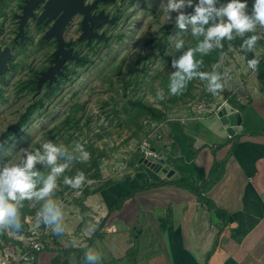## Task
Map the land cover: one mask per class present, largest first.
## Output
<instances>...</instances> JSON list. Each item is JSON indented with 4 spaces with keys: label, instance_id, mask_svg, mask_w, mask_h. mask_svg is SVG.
<instances>
[{
    "label": "crops",
    "instance_id": "1",
    "mask_svg": "<svg viewBox=\"0 0 264 264\" xmlns=\"http://www.w3.org/2000/svg\"><path fill=\"white\" fill-rule=\"evenodd\" d=\"M253 54L264 58V48L254 50ZM236 60L242 62L243 57L237 56ZM259 63L256 72L247 63L235 64L233 69L225 71L222 94L212 96L214 103L210 108L223 103L226 92L236 101L232 106L241 114V131L228 136L215 114L195 112L199 101L190 107L187 103L174 108L165 122V141L157 149L167 154L173 176L158 174V179L143 180L133 173L126 177L128 182L125 178L87 196L83 200L87 211L82 214L77 205L63 204V234L53 232L45 240L51 228L46 226L42 233L38 229L46 247L31 264H85L81 261L85 253L77 250L91 244L100 228L101 234L91 247L100 254L98 264H127L126 253L137 243L140 245L138 264H205L209 253L212 255L207 264H264V61ZM200 98L206 97L199 94L197 99ZM240 105L245 106L242 111ZM198 115L204 119L186 121ZM215 159L226 161L225 172L207 195L231 216L225 227L218 220L213 221V213L190 190L170 184L137 190L121 210L109 215L118 197L162 179L183 178L202 185ZM169 212L172 223L163 231L159 219ZM140 226L154 234L148 239H157L156 251H149L147 244L141 246ZM45 232L48 233L43 235ZM119 233H125L126 240ZM7 234L12 237L11 242L17 241L15 235Z\"/></svg>",
    "mask_w": 264,
    "mask_h": 264
},
{
    "label": "rangeland",
    "instance_id": "2",
    "mask_svg": "<svg viewBox=\"0 0 264 264\" xmlns=\"http://www.w3.org/2000/svg\"><path fill=\"white\" fill-rule=\"evenodd\" d=\"M226 2L227 0H217L216 6L219 7ZM161 3L162 0L139 1L135 11H131L133 15L129 20L122 21L113 30L111 40L96 43L95 48L89 51L91 57L89 61L85 65H75L72 75L55 86L50 94H46V91L36 93L34 89H25L21 87L25 77L9 75L8 82L0 90V168L10 161H15L21 149L38 148L43 140L63 142L70 148L76 143L82 144L90 153V160L93 157H100L104 152L101 165L94 167L91 172H84L91 167L89 161L72 162L64 176L71 177L82 171L86 181L80 189L69 187L60 193L66 185L63 180H58L57 194L54 198L61 205L70 203L77 205L74 199L81 196V190L85 187L94 189L108 180L119 182L133 173L143 180L146 177L159 178L157 173L144 164L139 167L134 158L139 144L146 138L150 137L151 145L154 143L157 147L165 141V122L153 128L146 123L145 118L137 121L135 117L130 118L125 110L118 114L114 112L127 106L131 98H141L148 104L165 108L164 104L155 99L158 90L162 89L163 93H166L162 88V74L165 73L167 60H161L159 49L164 46L163 52L168 57L169 49L166 44L172 45L191 31L190 28L181 30L175 25L176 13L171 14L172 21L165 20ZM247 3L250 12L253 0H247ZM163 35L165 40L160 45L159 37ZM261 41L262 44H258L255 50L264 48V40ZM230 52L216 64L219 65L216 70L222 75L225 71L233 69L235 64L247 63L245 53H241L239 47H231ZM237 56H242L244 62L238 63ZM244 71L248 69L244 68ZM203 88H206V82L199 83L194 91L200 94ZM39 101L41 104L37 105ZM104 101H108V107H103ZM176 107L178 106L172 107V110ZM29 109L31 114L26 124L17 133L9 132V127ZM68 116L77 122L64 124ZM136 122L142 124L141 128L135 125ZM36 168L41 172L46 171L39 164ZM97 172L101 173V179L92 178ZM128 180L126 178L124 181ZM25 206L34 208L29 201L24 202ZM32 220L31 225L35 226L37 231L39 229L40 233L44 232L46 225L37 217ZM146 229L147 227L140 226L138 230V233H143L141 246L144 248L147 244L149 251L152 252L153 249L156 251L159 243L155 238L148 239L154 234H151L149 228ZM52 233L53 231L45 240H49ZM6 235L11 237L7 232ZM127 235L131 236L130 233ZM120 236L125 238V233H121ZM2 241L6 242L0 238V247Z\"/></svg>",
    "mask_w": 264,
    "mask_h": 264
},
{
    "label": "clouds",
    "instance_id": "3",
    "mask_svg": "<svg viewBox=\"0 0 264 264\" xmlns=\"http://www.w3.org/2000/svg\"><path fill=\"white\" fill-rule=\"evenodd\" d=\"M216 5L217 0H162L165 20L172 21L171 14L176 13L175 25L181 30L190 28L196 41L186 50L183 39L175 42V50L181 54L171 60L169 95H182L194 79L205 81L206 90L213 95L223 92L224 76L216 70L219 65H215L211 72L201 71L203 57L214 50H222L225 41L231 47V42L237 38L242 41L239 45L241 53H254L258 42L264 40V0H253L250 12L247 0H227L219 7ZM186 8L193 11L188 13ZM259 62V56L253 55L252 59H247V67L256 72ZM164 98L163 90H158L155 99ZM17 157L0 168V234L20 233L23 227L21 209L25 201L32 202L33 206L38 204L37 219L55 234H63L62 205L54 198L57 181L63 176L65 185L80 189L86 181L85 174L78 171L69 177L64 173L73 161L87 163L90 153L79 143L70 148L63 142L45 140L38 148L21 149ZM38 164L46 171L37 170ZM84 258L86 264H98L100 254L89 248Z\"/></svg>",
    "mask_w": 264,
    "mask_h": 264
},
{
    "label": "flooded vegetation",
    "instance_id": "4",
    "mask_svg": "<svg viewBox=\"0 0 264 264\" xmlns=\"http://www.w3.org/2000/svg\"><path fill=\"white\" fill-rule=\"evenodd\" d=\"M139 1L0 0V52L9 49L10 53L0 90L8 82L9 75H21L25 77L21 87L34 89L36 93L53 91L55 86L72 75L75 65H85L89 61V51L95 48L96 43L111 40L113 30L122 21L129 20L133 15L131 11H135ZM68 12L75 14L64 23L60 31L62 41L58 49L57 37L46 34ZM42 16L44 18L38 21ZM85 19L88 27L93 29L94 37L81 40ZM56 50H59L56 59L61 73L56 70L55 81L48 85L47 79L37 87V79L56 63ZM32 84L35 88L31 87Z\"/></svg>",
    "mask_w": 264,
    "mask_h": 264
},
{
    "label": "trees",
    "instance_id": "5",
    "mask_svg": "<svg viewBox=\"0 0 264 264\" xmlns=\"http://www.w3.org/2000/svg\"><path fill=\"white\" fill-rule=\"evenodd\" d=\"M185 11L188 13H191L193 11V9L192 8H186ZM182 39L185 41V50L187 47L194 46L196 43L195 39L191 36V32L187 33ZM163 40H165V35L159 37V44L160 45L163 42ZM241 42H242L241 39L237 38L235 41L231 42V47H239ZM174 44L175 43H173L172 45L166 44V46L169 49L168 50V57H166L164 52H163L165 50L164 46H161L159 49L161 60L162 61L167 60V61H165V63H166L165 73L162 74V82H163L162 88L165 89V92H166V93H164L165 101H164V99L159 100L162 105L163 104L165 105V108L164 107H162V108L156 107L154 105L148 104V103H146L145 100H143L141 98H136V99L131 98L128 100L127 106H124L123 109L117 110L116 112H114L115 114H118L121 111L125 110L130 118L135 117L137 121H139V119H141V118H145V121H146V123H148L149 126H153L154 124L159 125L161 123L168 121L172 107H174V106H185L187 103H190L191 100H194L197 98V96L199 94L195 93V91H194L195 87H197V85L199 83H205V81H201L199 79H194V80L190 81L187 85L186 90L183 92L182 95L171 96L168 94L169 75H170V72L173 70L171 68V60L173 58L178 57L181 54L180 52L175 50ZM258 44L261 45L262 41H259ZM231 47H229V42L225 41L224 42V48L222 50L217 49V50H214L213 52H211L209 55L204 56L203 57V62H204L203 67L200 70L201 71H207V72L212 71L214 68V65L219 64L223 56L231 53L230 52ZM253 55L254 54L252 52L246 53L245 54L246 61H247V59H252ZM197 58L199 59L200 57L197 56ZM260 64L261 63H259V65ZM138 77L140 78L139 75H138ZM31 87L35 88L34 84H32ZM51 92L52 91H46V94H50ZM219 94H222V92L218 93L216 95H213L212 93L206 91V88H203L202 93H200V96L206 97L207 101H209V103L211 104V103H214V99H212V98L214 96L216 97ZM224 97L227 98L228 104L235 106L236 101L233 98L229 97L228 92H226L224 94ZM36 104L40 105L41 101H39V103H36ZM128 105H129V107H128ZM168 105H170L171 107L169 106V108H168ZM108 106H109L108 101H104L103 107L105 108ZM244 108H245V106H241V105L239 106V109L241 111ZM31 109H29L24 115H22L15 124H13L12 126L9 127V132L17 133V131L22 126H24L26 124V122L29 118V115L31 114ZM168 109H170V110L168 111ZM70 122H77V121L73 120V118L70 116L66 117L64 120V124H69ZM135 125L138 128H141L142 124L139 125V123L136 122ZM43 141H45V140H43ZM152 145L156 149H159L154 143ZM92 148L94 150H96L93 146H92ZM103 154H104V152L101 153L100 157H93L92 160H89V165H91V167H88V169H86L84 172H91L94 167H99L101 165L100 164L101 160L103 159L102 158ZM131 163L133 164V162H131ZM225 166H226V161H217L215 159L213 162V165H212V167H211V169H210V171H209V173H208V175H207V177H206V179L202 185H194V184L184 180L183 178H178V179H176V181L162 179V180H160V181H158L152 185H147L143 188H137V189L131 190L128 193L117 198L116 202L109 209V215L115 211L121 210L124 203L126 202V200L131 198L132 196H134V194L137 192V190L162 187V186H165L167 184H170L173 186H180V187H183L187 190H190L193 194L196 195L198 202L200 204H202L203 206H206L207 209L213 213V215H214L213 221L218 220L219 222L222 223V226L225 227L227 224H229L231 222V219H232L231 216L229 214H227L224 210L218 208L215 205V203L213 202V200L207 195V192L210 190V188L213 187L218 182H220L221 179L223 178L224 172H225ZM100 177H102L101 173L97 172L92 178L93 179H101ZM59 180L62 181L63 176L60 177ZM103 183L104 184H102L99 187L94 188V189L91 187H85L84 189L81 190V193H82L81 196L79 198L74 199V202L78 205L81 214L87 211L86 207L83 206V200H85V198L87 196L92 195V194L97 193V192H100L102 190H105L107 188H110L113 185H116L118 182L113 181V180H108V181H104ZM68 188H69V186H67V185L64 186L63 190H61L60 193H62L63 191H66ZM56 194H57V192H55V196H56ZM38 209H39L38 204H36L34 206V208H30L29 206H25L22 209L21 219H22L23 227H22V230L20 231V233H23L24 231L26 232L29 228L28 224L25 222L26 217L27 216H35ZM109 215L104 220V222L102 224V228L104 227V224L107 221ZM159 223H160L161 229L163 231H165L172 223L171 213L169 212L165 217L160 218ZM221 231H222V229H221ZM100 234H101V228L96 232L95 236L92 238L91 244L87 245L85 248H83L81 250H77V252L85 253L89 248L91 249L92 245L97 241ZM0 238L5 240L7 243L12 241V238H9L6 235V232L3 234H0ZM67 251H75V250H67ZM139 251H140V245L138 243L127 251L126 256H125L127 264H138ZM211 255H212V253H209L207 255V259H206L205 264L208 263ZM81 261H83L86 264L84 256H82Z\"/></svg>",
    "mask_w": 264,
    "mask_h": 264
},
{
    "label": "built area",
    "instance_id": "6",
    "mask_svg": "<svg viewBox=\"0 0 264 264\" xmlns=\"http://www.w3.org/2000/svg\"><path fill=\"white\" fill-rule=\"evenodd\" d=\"M264 58L260 57V62H263ZM197 99V98H196ZM194 99L191 100L190 103H188V107L190 105L197 104L199 101V104L195 107V112L201 113V112H210L211 114H215L217 116V112L227 103V99H225L222 103H219L214 108H210L212 105L207 101L206 98H200V99ZM196 100V101H195ZM205 117V116H204ZM204 119L202 116H193L192 118H187L186 121H201ZM162 124V123H161ZM160 125V124H159ZM153 128H156L157 125H153ZM159 127V126H158ZM152 145L150 143V137L143 140L141 144H139L137 148V153L135 155L134 160H136V164L140 166V160H154L157 159L158 155L152 151ZM37 214V213H36ZM35 216H27L25 219V222L28 224L29 228L28 230L21 234H16L14 238H16L17 241L14 240V242H4L2 241V247L0 248V264H31L36 261L37 255L42 252L46 247V242L42 239L41 234L37 232L36 229H33L31 227L32 219ZM44 231H46V226ZM48 232L43 233V235H46ZM12 238V237H11ZM13 241V240H12ZM20 241V242H18ZM36 245H39L37 248Z\"/></svg>",
    "mask_w": 264,
    "mask_h": 264
},
{
    "label": "water",
    "instance_id": "7",
    "mask_svg": "<svg viewBox=\"0 0 264 264\" xmlns=\"http://www.w3.org/2000/svg\"><path fill=\"white\" fill-rule=\"evenodd\" d=\"M46 14L48 13L47 11L45 12ZM69 13V12H68ZM64 14L59 22L57 23L58 20L56 21L55 25L49 30V32L46 35H55L57 37L58 40V49L61 46V36H60V31L64 25V23L69 20V18H71L73 13H69V14ZM45 16V15H44ZM44 16L40 17L38 21H41ZM47 16V15H46ZM92 20V19H91ZM57 25H60L59 27H56ZM82 36L80 37V39H92L94 37L93 34V29L89 28L87 25V21L85 19V21L83 22V29H82ZM9 49H5L2 50L0 52V84H1V80H2V75L6 72L7 68H8V64H7V59L9 57ZM59 54V50H56L55 52V59L54 61L56 62L54 65L50 66L47 68V70L37 79V87H39L41 85V83L45 80L48 79V85H50L53 81L56 80V77L54 76V72L57 70L58 73L60 74L61 71L58 69L57 66V56ZM61 61V60H60ZM217 117L221 123V125L224 127L226 133L228 136L233 137L235 136L236 133H238L239 131H241L242 127H241V114L239 113V111H237L232 105L230 104H225L218 112H217ZM152 151L155 152L158 157L157 159L154 160H145V159H141L140 160V164H144L145 166L149 167L151 170H153L154 172H156L157 174H159L162 177H167V178H171L173 176V171L170 169V166L168 165L169 159L167 157V154L165 152H161L159 150H157L156 148H152Z\"/></svg>",
    "mask_w": 264,
    "mask_h": 264
},
{
    "label": "bare ground",
    "instance_id": "8",
    "mask_svg": "<svg viewBox=\"0 0 264 264\" xmlns=\"http://www.w3.org/2000/svg\"><path fill=\"white\" fill-rule=\"evenodd\" d=\"M44 83V82H43Z\"/></svg>",
    "mask_w": 264,
    "mask_h": 264
}]
</instances>
